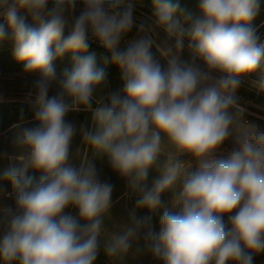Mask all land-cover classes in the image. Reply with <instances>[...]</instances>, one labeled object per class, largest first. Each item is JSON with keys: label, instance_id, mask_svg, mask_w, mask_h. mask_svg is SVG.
<instances>
[{"label": "clouds", "instance_id": "9594fccd", "mask_svg": "<svg viewBox=\"0 0 264 264\" xmlns=\"http://www.w3.org/2000/svg\"><path fill=\"white\" fill-rule=\"evenodd\" d=\"M79 2L83 8L73 17L78 0H53L51 8L49 0H0V40L10 31L16 60L25 72L40 73L34 85L37 124L13 126L20 166L2 173L12 185L14 207L0 206V261L94 264L101 236L106 254L122 258L146 226L147 218L133 212L120 230L105 229L113 186L101 182L94 164L77 169L70 162L76 128L65 116L83 107L93 112L94 123V130L81 128L83 141L107 156L139 194L138 208H158L161 193L180 182L160 231L145 234L160 264H253L252 254L264 252V127L242 119L235 92L264 61V44L252 26L259 0H201L200 15H185L183 23L175 18L178 0H154L156 24L174 44L156 45L140 24L142 35L124 49L120 43L135 26L133 6L124 0ZM22 10L38 26L29 25ZM66 28L69 35L62 38ZM90 35L111 53L125 82V98L113 93L109 106L95 109L93 93L105 71L94 55H75L87 51ZM185 38L190 61L180 58ZM66 52L74 54V67L60 80L59 94L49 97L53 61ZM253 85L264 92V78ZM229 139L233 147L218 156ZM165 141L174 145V155L162 156ZM182 155L196 161L195 170ZM29 168L42 172L38 181L27 175ZM153 168L159 175L149 188ZM69 205L79 219L64 213ZM234 210L229 227L222 217Z\"/></svg>", "mask_w": 264, "mask_h": 264}, {"label": "rangeland", "instance_id": "374dc122", "mask_svg": "<svg viewBox=\"0 0 264 264\" xmlns=\"http://www.w3.org/2000/svg\"><path fill=\"white\" fill-rule=\"evenodd\" d=\"M200 2L201 0H178L181 11L177 12L175 18L181 20L183 23L185 15L191 14L193 17L200 15ZM259 3V13L252 21V26L256 29L257 36L264 34V0H259ZM128 4L133 6L135 26L122 39L120 43L121 49L127 47L128 41H131L132 39L137 38L139 35H142L138 29L140 24H143L145 28L149 29L151 36L156 42V45L163 46L165 43L174 44V38H169L165 31L159 28L156 24L154 0H124V5L127 6ZM52 6L53 0H49L48 7L51 8ZM82 8L83 4L78 0L76 10L74 13H72V16H78ZM23 13L29 15L26 11L22 10L20 14ZM0 22H3L2 17H0ZM185 27H187V24H185ZM67 31H69L68 28L65 29L64 33ZM89 39L95 40L91 37V35L89 36ZM103 49L107 51L104 47ZM152 52L160 61V63L166 67L167 61L166 59L162 58L160 51H158L155 45L152 48ZM108 53L111 55L110 52ZM180 58L185 61H190L192 58L191 51L188 48L187 38H185V47L180 53ZM198 63H200L203 67L202 62L198 61ZM115 70H118L119 73L117 78L120 80L112 81L109 85V88L103 91L105 94H120V91H122L124 88L125 82L122 78L121 70L118 66H116ZM261 78H264V70L258 68L255 72L249 74L243 79L242 84L235 92V96L237 97V104L243 110L242 119L246 122L255 123L261 127H264V92L259 91L253 85V81H258ZM38 79H40V76L38 75L17 71L13 68H8V70H5L0 67V98H13L15 100L31 102L34 103L37 110L38 106L36 104V89L34 85ZM62 79L63 78L60 80ZM60 80L55 79L52 82L49 88V97L58 95L61 91ZM98 92H100V90L96 89L95 93ZM65 102L67 103L70 101L66 98ZM101 105L108 106L109 103L99 102V100L94 97L92 100V109H95ZM65 121L73 124L76 128V134L73 137L70 146L71 164L77 169H79L83 164H94L101 182H108L113 186L111 195V208L109 210L108 216H106L105 219V229L108 231V233L118 231L122 228L123 224L129 223L130 214L133 212H135L137 218H144L142 212L145 207L138 208L136 206V202L139 199V194L133 192L128 184V181L113 170L107 156L97 155L94 150L83 141L81 128L83 127L89 130H94L93 112L81 107L78 111H69L65 116ZM17 124H19L21 127H33L36 126L37 121L35 118H33L28 121L17 122L12 124L8 131L0 133V206L14 207V191L12 185L9 181L2 179V173L10 166H20V161L14 159V157L17 155V148L14 145V135L17 129L13 126ZM232 147L233 141L229 139L223 145L222 151L217 155H226L227 151ZM170 154H175V147L171 143L165 141V143L162 144V156H167ZM179 159L189 167V170L196 169L197 163L190 155H182L179 157ZM27 175L34 177L35 181H38L42 175V172L29 168ZM158 175L159 172L156 169H150L148 178L145 182L147 187H151L154 179H156ZM179 187L180 182L178 181L175 190L169 189L161 193V205L155 209L158 218H161L165 208L170 210L172 209L175 191L178 190ZM64 213L70 215L74 214L76 218L79 219L78 209H76L74 206L69 205L67 208H65ZM234 214L235 210L233 213L224 215L222 217L225 224L229 227L230 215ZM79 222L82 225L86 223V221L83 220H80ZM160 228L161 225L152 227L147 223L145 227L140 229L138 239L133 241L129 252L122 258H110L106 254V241L105 238L101 236L99 238V242H102L105 251L100 252L98 249V254L94 264H160V262L152 256L145 243V234L149 231V229L158 233ZM252 255L253 264H264V252H260L258 254L253 253Z\"/></svg>", "mask_w": 264, "mask_h": 264}, {"label": "trees", "instance_id": "16d2710c", "mask_svg": "<svg viewBox=\"0 0 264 264\" xmlns=\"http://www.w3.org/2000/svg\"><path fill=\"white\" fill-rule=\"evenodd\" d=\"M26 18V22L29 25L32 26H38L33 21L32 17L27 14H20ZM2 23V22H0ZM7 28V25H6ZM69 35V31L66 33H63L62 38H66ZM264 37V34H261L258 36ZM88 49L84 52H78L75 53L76 56H88V55H94L96 60V66L97 68H103L105 71V80L96 87V89H99L100 92L93 93V97L97 98L99 102L102 103H109L110 105V94H105L103 92L107 88H109V85L114 80H120L117 78L118 76V70L116 71V66L111 62V55L103 49L101 45L95 40L88 39ZM14 39L11 37V32H8V35L0 40V67L8 70V68H13L14 70L25 72L23 63H20L16 60L14 56ZM54 48V46H53ZM74 54L72 52H66L63 56L57 57L53 61V66L55 68L56 72V79L60 80L61 78H64V74L66 71L70 72L75 64V61L73 59ZM259 69L264 70V61H262L261 66ZM34 75L40 76L39 72H26ZM118 84V83H117ZM95 89V90H96ZM124 89V88H123ZM120 91V97L123 99L125 98L124 91ZM70 103V102H67ZM108 105V106H109ZM36 108L34 103L21 101V100H15L13 98H0V133L6 132L9 130V127H11L12 124L22 121H28L30 119L35 118ZM143 217L147 218L148 225L149 226H160V219L157 216V213L155 209H149L145 207L143 209ZM73 217H76L74 214ZM99 251L104 252L105 248L102 242H99ZM0 264H3V261H0ZM17 264V262H15Z\"/></svg>", "mask_w": 264, "mask_h": 264}, {"label": "built area", "instance_id": "2783aa9c", "mask_svg": "<svg viewBox=\"0 0 264 264\" xmlns=\"http://www.w3.org/2000/svg\"><path fill=\"white\" fill-rule=\"evenodd\" d=\"M258 42L264 44V37H260Z\"/></svg>", "mask_w": 264, "mask_h": 264}]
</instances>
